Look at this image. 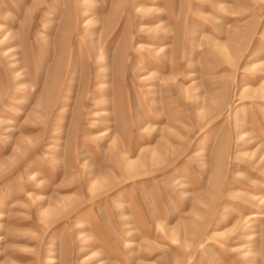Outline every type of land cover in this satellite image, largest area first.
Returning a JSON list of instances; mask_svg holds the SVG:
<instances>
[{
    "label": "rangeland",
    "instance_id": "obj_1",
    "mask_svg": "<svg viewBox=\"0 0 264 264\" xmlns=\"http://www.w3.org/2000/svg\"><path fill=\"white\" fill-rule=\"evenodd\" d=\"M0 264H264V0H0Z\"/></svg>",
    "mask_w": 264,
    "mask_h": 264
}]
</instances>
